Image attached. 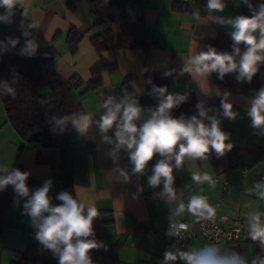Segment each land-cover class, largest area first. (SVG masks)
<instances>
[{
  "label": "crops",
  "instance_id": "1",
  "mask_svg": "<svg viewBox=\"0 0 264 264\" xmlns=\"http://www.w3.org/2000/svg\"><path fill=\"white\" fill-rule=\"evenodd\" d=\"M181 0H146L141 5L129 2L124 8L113 6L110 0H23L17 5L8 20H0V51L25 50L27 42L36 45L30 60L40 55L52 59L54 70L64 78L73 74L83 81L91 77V67L100 58L115 63L113 70L102 73L101 85L80 97L82 111L91 117L92 123L86 132H79L72 122L75 117H63V124L51 126V134L56 137L66 134L75 143L72 155L74 177V196L86 204L97 208L98 217L93 222L94 238L103 247L93 249L94 264H155L153 255L157 254L165 238V229L171 219L188 220L187 210L175 215L180 203L194 195L207 197L210 204L220 203V211L231 216H239L244 223L241 239L249 237L248 217L251 213L260 215L264 225V199L255 190L257 183L264 184V129L253 128L247 115L251 92L241 94L230 90V82L238 81V73L226 74L217 83L211 74L198 76L185 71L192 57L199 51H207L210 44L205 39L214 37L218 30L230 38L231 27L218 22L242 15V0H223V11H209L207 0H201L200 13L174 9ZM250 1V0H249ZM5 10L0 8V15ZM142 16L145 26L153 32L156 44L146 50L142 48L112 47L100 54L91 42V37L110 29L116 36L123 23L133 24ZM71 28L77 29L81 36L75 51H71L67 34ZM20 33V45H13V38ZM231 39V38H230ZM244 47L241 48V51ZM174 70V78L169 83V93L185 95L192 91L207 113L206 119L215 117L221 130L233 148L259 147L262 152L253 151L246 155L241 164L224 173L217 174L209 159L190 160L185 158L179 169L174 167L173 188L176 199L162 196L163 183L157 187L149 185L148 177L152 168L161 159L159 154L149 162L143 174L133 172L128 153L122 148L114 151V132L109 130L104 140L98 121L105 109L102 104L109 98L120 102L125 98L134 99L144 109L142 124L149 113L142 103L146 85L153 78L155 70ZM133 78L124 83L125 77ZM260 89L264 87V64L258 71ZM84 88V87H82ZM81 88V89H82ZM42 89L41 91H46ZM228 93L225 102L233 105L237 114L235 119L223 115L213 102L221 101ZM178 150V149H177ZM60 150L44 147L40 142L23 140L6 121L4 106L0 100V172L7 173L19 163L30 179L40 182V187L51 180L49 195L57 196L64 191L62 182L52 176L50 160L59 161ZM173 165L175 161L171 162ZM248 168L246 173L242 169ZM123 171L128 179L121 175ZM207 173L214 185L207 182L196 183L193 174ZM229 182L228 191L221 194L222 180ZM264 190V189H262ZM53 204L60 203L52 200ZM17 204H10L9 215L13 223L0 232V264H10L20 258L28 245H40L35 239L37 229L30 226V217L23 215ZM252 241V240H251ZM253 242V241H252ZM205 245L200 236L192 238L186 245H176L171 251H189ZM223 250L226 243L216 244ZM253 255L252 248L250 249ZM53 264H58L55 258ZM171 264H185L179 258Z\"/></svg>",
  "mask_w": 264,
  "mask_h": 264
},
{
  "label": "clouds",
  "instance_id": "2",
  "mask_svg": "<svg viewBox=\"0 0 264 264\" xmlns=\"http://www.w3.org/2000/svg\"><path fill=\"white\" fill-rule=\"evenodd\" d=\"M249 7L250 16L237 15L223 19L218 22L231 27L230 38L233 41V52H218L209 47L189 61L185 71L191 72L192 66L198 76H206L217 72L219 78L223 79L226 74L238 73V81L251 82L254 75L264 64V3L253 8L249 0H242ZM23 5V0H0V8L5 10L0 15V20H8L13 9L17 5ZM225 5L223 0H207L209 11H223ZM15 45L16 41H12ZM240 45L244 46L241 51ZM36 45L28 41L25 51L29 54L35 52ZM239 58L238 60L236 58ZM12 92V89H8ZM154 93L159 97V103L155 109H147L150 113L142 124L138 121L144 113L134 99L125 98L115 102L109 97L102 107L106 111L97 122L104 140L111 141L107 136L109 130L114 132V151L124 149L128 153L130 163L134 166L133 172L143 174L149 162L156 154L159 159L152 168V175L148 177L149 185L157 187L163 183L161 195L169 200L176 199L173 188V169H179L185 158L190 160H204L210 150L217 156H223L233 145L226 143L228 135L221 130L220 123L215 117L208 118L210 124L206 125L203 119L207 116L203 106L197 105L198 115L191 116L186 120L183 116L174 118L171 110L185 100L184 95L167 94L166 87H155ZM228 93H225L221 101L223 115L229 119H235L236 113L233 105L225 102ZM247 115L251 118L253 128L264 129V87L250 101ZM199 117V118H198ZM81 133L86 132L92 123L91 117L80 114L72 121ZM57 124H63L59 119ZM178 149V150H177ZM175 161L173 165L171 162ZM30 173L19 169H12L6 175L0 176V190L12 185L15 193L14 204L19 203V198H27L23 204V215L30 217V226L37 229L36 241L44 249L50 250L58 264H94L91 251L99 249L103 245L94 238L93 222L98 217L97 208L92 204H86L72 193L61 191L55 197L60 203L53 204L49 195L52 186L51 180L46 181L41 187L30 190L26 181ZM125 180L128 176L121 171ZM192 180L196 183L207 182L214 185L211 177L204 173L193 174ZM264 184L257 183L255 190L261 199H264ZM185 211L184 203H180L175 215L179 216ZM187 211L197 221L213 220L216 209L208 202L207 197L202 195L192 196L187 204ZM249 236L253 242L259 240L264 247V225L260 222L258 213H251L248 217ZM175 228L173 232L171 229ZM189 225L179 223L171 225L168 235H179L181 231L186 232ZM183 260L185 264H248L247 259L237 252L221 251L215 244H205L202 247L189 251H165L164 264L177 259ZM251 264H264V258L253 259Z\"/></svg>",
  "mask_w": 264,
  "mask_h": 264
},
{
  "label": "trees",
  "instance_id": "3",
  "mask_svg": "<svg viewBox=\"0 0 264 264\" xmlns=\"http://www.w3.org/2000/svg\"><path fill=\"white\" fill-rule=\"evenodd\" d=\"M145 1L110 0V4L124 8L129 2H136L141 5ZM249 2L253 8H256L259 4L264 3V0H250ZM200 4L201 0H196L192 5L178 1L174 4V9L200 13ZM240 11L245 16L252 14L249 7L244 3L240 6ZM80 36L81 33L77 29L71 28L69 30L67 42L71 51H75ZM13 41H16L15 45H20V33L13 38ZM204 41L213 46L218 52H227L229 54L233 52V41L222 30H218L214 37L207 38ZM91 42L99 54L103 50L115 46L146 50L149 46L156 44L153 32L145 26L141 15L133 24L123 23L120 32L116 36L110 29H106L102 33L91 37ZM240 47L244 46L240 45ZM202 51L205 50H201L199 53ZM30 58L31 54L22 49L0 51V100L6 113V121L23 140L40 142L44 147L60 150V160H50L52 176L54 179L62 182L64 191H68L74 195L72 155L76 145L66 134L56 137L52 136L51 126L63 117L72 118L79 115L82 111L80 97L86 92L100 86L102 73L113 70L115 63L100 58L91 67V77L87 81H83L77 74H73L69 78L62 77L54 70L52 59L46 55H40L32 61ZM236 59L238 60L239 58L237 57ZM210 74L212 81L217 83L219 81V74L217 72ZM234 74L236 72L229 73L228 75L232 76ZM132 78V75H128L125 77L124 83L128 84ZM173 78L174 70L172 67L168 71L155 70L153 72L152 80L146 85V94L142 97V103L146 110L155 109L159 103V97L154 93L153 89L155 87H166L167 92L165 95L170 94L169 83ZM260 84L257 72L251 82L232 81L229 86L233 92L241 94L251 92L255 96L260 90ZM43 88L47 90L41 91ZM8 89H12V92H9ZM184 96L186 97L185 100L171 110V115L174 118L183 116L188 120L191 116L198 115L199 110L197 105L199 102L192 91ZM221 101H214L213 104L220 109L222 108ZM201 119H203L206 125H209L206 117ZM223 131L229 132L228 130ZM253 151L262 152L259 147H232L223 156H217L211 150L206 155L216 173L221 174L240 165L242 159ZM12 169L23 171L19 163L14 164L8 172ZM7 173L0 172V176ZM26 183L30 190L40 187V182L35 179L28 178ZM51 197L54 200L56 196ZM14 199L15 193L12 185H8L4 190H0V232L3 228L9 227L13 223V219L9 215V206L14 203ZM26 199L19 198L17 205L22 210ZM251 248L253 250L252 256L250 254ZM223 251L241 254L247 259L248 264H251L253 259L264 258V247L261 246L259 240L252 242L250 236L246 239L227 242ZM54 259L53 253L50 250L44 249L42 245H28L21 252L20 258L17 261H12L10 264H53Z\"/></svg>",
  "mask_w": 264,
  "mask_h": 264
},
{
  "label": "built area",
  "instance_id": "4",
  "mask_svg": "<svg viewBox=\"0 0 264 264\" xmlns=\"http://www.w3.org/2000/svg\"><path fill=\"white\" fill-rule=\"evenodd\" d=\"M182 3L192 5L196 0H181ZM264 162V160H262ZM243 173L248 171L247 167L242 169ZM229 189V182L226 179L222 180L221 194L224 195ZM190 199V198H189ZM189 199L184 201L185 209L187 210V204ZM216 209V216L213 220H196L188 211V220H176L171 219L165 229V238L162 243L160 251L153 255L152 262L155 264H164L165 251H171L174 246L186 245L192 238L200 236L205 244H218L236 241L242 238L244 233V223L239 216H231L220 211V203L216 202L211 204ZM179 223H186L189 228L186 232L181 231L179 235H168L171 225H177ZM173 232L175 228L171 229ZM172 261L168 262L171 264Z\"/></svg>",
  "mask_w": 264,
  "mask_h": 264
}]
</instances>
